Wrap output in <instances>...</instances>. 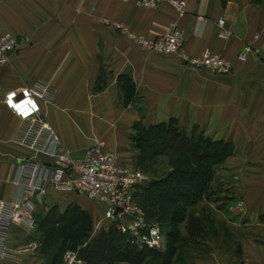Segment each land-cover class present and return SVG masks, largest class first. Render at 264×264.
Masks as SVG:
<instances>
[{"label":"crops","instance_id":"1","mask_svg":"<svg viewBox=\"0 0 264 264\" xmlns=\"http://www.w3.org/2000/svg\"><path fill=\"white\" fill-rule=\"evenodd\" d=\"M186 2L180 17L169 2L148 9L140 0H0V35L23 39L12 62L0 66V201L16 195L15 180L30 161L51 160L17 142L23 121L5 104L7 92L44 80L57 89L54 100L43 104L45 118L76 155L102 140L130 162L140 150V127L171 120L187 132L199 129L206 138L223 140L230 150L216 179L227 187L226 217L235 241L216 235L210 253L197 247L190 264H264V0ZM113 21L152 37L178 24L186 33V52L209 48L230 60L233 70L218 76L186 66L177 55L148 54ZM245 44L253 50L242 61ZM11 156L20 161L11 162ZM44 199L31 213L34 229L10 225L6 244L15 257H0V264H51L39 253L38 223L54 206L64 212L72 202L88 204L79 192L53 187Z\"/></svg>","mask_w":264,"mask_h":264},{"label":"built area","instance_id":"2","mask_svg":"<svg viewBox=\"0 0 264 264\" xmlns=\"http://www.w3.org/2000/svg\"><path fill=\"white\" fill-rule=\"evenodd\" d=\"M165 2L171 3L180 17L186 14V0H140V4L148 9H156ZM218 24L223 28L225 19L220 17ZM111 25L148 54L177 55L186 66L218 76L230 75L233 70L230 60L209 48L195 55L186 52V33L178 24L158 37L132 34L118 21H113ZM222 30L221 36L228 38L230 32ZM197 33L199 27L196 26L194 34ZM22 44L23 39L19 35L10 32L0 35V66L11 63ZM252 50L250 44H245L238 59L246 61ZM56 94L57 89L52 83L40 80L32 86L14 89L5 95L6 106L23 121L17 142L50 156L51 160L30 161L26 171L15 180L16 195L9 201H0V257H15L7 250L8 229L15 223H27L29 231L34 229L31 213L44 203L50 187L58 192H79L88 200L103 206L107 223L116 224L117 229L128 234L131 243L139 248L161 249L163 228L160 223L147 219L137 195L138 187L147 184L142 182L145 174L134 169L130 162L120 159L102 140L85 148L80 155L63 147L43 111V104L51 103ZM100 225L101 221L98 223ZM36 247V244L30 246L31 251ZM63 262L86 264L77 250L65 251Z\"/></svg>","mask_w":264,"mask_h":264},{"label":"rangeland","instance_id":"3","mask_svg":"<svg viewBox=\"0 0 264 264\" xmlns=\"http://www.w3.org/2000/svg\"><path fill=\"white\" fill-rule=\"evenodd\" d=\"M156 126V130L152 134L160 136L165 131L162 134L172 140L173 153L165 150L155 159L144 162L146 150H134L135 155L131 157L130 163L134 169L141 170L149 180L155 179L160 182L157 187H154L158 188L154 190H158L155 191V199H157L159 206L154 207L153 210L147 209L150 216L149 219L151 221L159 220L164 227L162 247L158 250L164 251L170 247L169 238L174 231H179L181 236H186L185 223H179L178 225L173 223L171 215L173 204H177L179 207L185 206L188 213H193L202 219L203 234L200 237L191 239L189 242L181 241L178 243L179 245L182 243L185 245L178 252L175 264H190L194 259V250L197 247L210 253V243L216 235L224 233V237L235 241L228 224H231V220L228 221L226 217V212H230V210H227L228 198L226 196L227 193H225L227 187L225 183L219 186L216 179L217 169H220V163L224 158H205L206 149L204 146L206 139L209 138H206L204 132L199 129L187 132L175 120L167 123L164 129L160 128L164 125ZM228 150H230L229 147ZM120 159L123 160L124 158L120 156ZM182 186H185V188ZM184 190H187L189 194H185ZM86 200L88 201L86 207L74 202L76 204L74 205L73 215L65 223L58 226L49 250L45 253L39 251L45 259L51 260L54 255H58L61 259L63 252L67 250L78 251L81 245L85 244L91 236L93 237L97 234L100 227L109 225L104 219L103 210L95 209L98 204L88 199ZM70 204L73 205V202ZM92 205L96 206L92 207ZM161 206L168 207L169 211L164 213L161 210L158 212ZM94 209L96 212H94ZM94 216L97 217V220L94 219ZM74 219L77 221L76 228L79 227L80 232L88 228V225L91 226V229L89 237L78 239L79 244L76 247H71L69 239L70 225L75 222L73 221ZM100 221L102 226L100 225L99 227L98 223ZM34 236L38 239L40 237L39 233L34 234ZM146 262L143 264H146ZM118 264L128 263L120 261Z\"/></svg>","mask_w":264,"mask_h":264},{"label":"trees","instance_id":"4","mask_svg":"<svg viewBox=\"0 0 264 264\" xmlns=\"http://www.w3.org/2000/svg\"><path fill=\"white\" fill-rule=\"evenodd\" d=\"M166 124L161 123V125L164 126H161L160 128L164 129ZM156 125H153L149 129L144 127H140L139 129V137L136 141L140 150H146L144 162L150 159H155L165 150L169 153H173L172 140L162 134L165 131L161 130L163 132L160 136L152 134L153 131L156 130L155 128H157ZM149 133L150 135H148ZM204 148L206 149V159H223L228 154V146L223 140L206 139ZM159 184L160 182L158 180L150 179L147 184H142L138 187L137 195L139 204L143 208L149 221L151 220L149 219L150 216L147 209L153 210L154 207L159 206L157 199H155V191L158 190H154L158 189L154 187H157ZM182 187L185 188V186ZM184 193L189 194L187 190H184ZM75 204L76 203L73 202V205H68L64 212H60L59 208L56 206L52 207L45 217L38 223L36 231L40 235L39 243L42 252L45 253L49 250L54 235L58 230V226L65 223L67 219L73 215ZM176 205L177 204H173L171 210L172 220L175 225L185 223L186 236H181L179 231H174L169 238L170 247L167 250H164L165 252L163 250L139 248L131 243L128 234L122 233L117 229L116 224L110 223L108 226L100 227L95 236H91L85 244L81 245L78 250L79 257L82 258L86 264H118L120 261H125L128 264H143L145 261H147L146 264H175L178 252H180L181 247L185 245H183V243L179 245L178 243L181 241L189 242L191 239L200 237L203 234L202 219L193 213H188L185 206L179 207ZM161 210L165 213L169 211V208L161 206L158 209V212ZM73 221L75 222L70 225L69 239L70 246L76 247L79 244L78 239L80 240L81 238L89 237L91 226L88 225V228L83 229V232H80L79 227L76 228L77 221L75 219ZM156 222L160 223L164 230L163 224L159 222V220H156ZM237 253L241 258L240 248H238ZM63 254L61 259L58 255L52 256L51 264H63Z\"/></svg>","mask_w":264,"mask_h":264},{"label":"water","instance_id":"5","mask_svg":"<svg viewBox=\"0 0 264 264\" xmlns=\"http://www.w3.org/2000/svg\"><path fill=\"white\" fill-rule=\"evenodd\" d=\"M10 161H11V162H19L20 159L14 157V156H11V157H10ZM149 181H150V180H149L147 177H145V178L142 180L143 183H148Z\"/></svg>","mask_w":264,"mask_h":264}]
</instances>
